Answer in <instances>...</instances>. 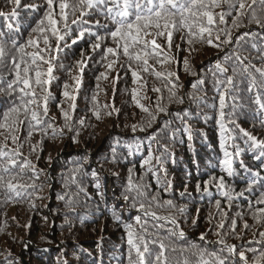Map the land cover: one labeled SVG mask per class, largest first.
Here are the masks:
<instances>
[{
  "label": "trees",
  "instance_id": "16d2710c",
  "mask_svg": "<svg viewBox=\"0 0 264 264\" xmlns=\"http://www.w3.org/2000/svg\"><path fill=\"white\" fill-rule=\"evenodd\" d=\"M21 2L22 4H37L40 6L39 10L33 12L31 9L21 8L18 15L10 20L0 17V33H3L9 41L15 39L18 43H25L30 38V34L31 37L38 36L36 33H31V27H34L36 20L43 16L47 6L45 0H21ZM11 8L12 5L8 4L7 0H0V11L10 13ZM54 10L58 19V3ZM215 11L219 12L220 9ZM72 18H69V22ZM86 19L93 22L97 19L103 21L99 13H94ZM227 21L231 25V16L227 17ZM8 23L13 25L11 33L6 27ZM72 28L74 31H70L65 37L68 44H71V41L76 39L78 35L77 26L73 25ZM245 31L260 33L262 30L252 24L248 28L239 29V32L234 31V35H239ZM99 34L103 36L105 33L103 30H99ZM256 39L259 42L260 38L257 37ZM90 42H95V37L86 34L71 48H66L60 52L59 59L54 61L53 75L55 79L48 86L54 97V100L49 104V117H55L54 126L56 128L64 124L60 115V108L57 107L64 99L61 95L64 91L63 85L68 83V90L76 95V110L72 113L73 118L75 121H79L81 117H85V124L90 125L80 129L79 143L72 142L71 137L75 134L74 132L64 129L62 137L52 138L51 129H48L49 135L43 137L42 150L38 147L36 151H32L31 146L41 141V134L34 132L29 141L26 139L28 135L26 125L18 131L20 143L23 145L21 148L23 155L18 158V164H22L25 158L30 160L36 166L39 179L35 181L36 189H21L19 197H16L14 193L0 190V264H24L23 260L27 264H62L64 260H67L69 264H127L128 245L123 225L130 223L134 228L139 229L140 226L135 221L137 215L141 216V223L147 221L150 231H156L152 227L155 223L163 225L164 227L159 229V234L161 238L166 237V229L171 228V224L167 221L157 222L153 221L151 217H144L142 212H137L136 209L131 208L130 203H126L122 198L117 199L127 184L128 169L131 167H134V183L140 182V177L144 176L143 183L148 185L146 191L149 199L158 193L161 204L164 200L171 199L176 209L187 206L188 214L185 218L173 209L152 205L153 210L158 215H168L169 212H172L177 217L179 226L186 235L185 240L176 241L178 246L186 247L189 243H194L207 248L209 251L219 252L223 245L215 243L218 237L213 233L219 230L216 225L223 219L225 227L222 231L229 232L231 221L235 218L237 220L236 232L242 236V239L228 235L224 237L227 243L236 245L238 250H245L249 261L253 259L254 254L247 251L248 249H255L257 255L264 251V240L259 236V233L264 231V222L257 223L252 215L256 208L264 207V205L255 203L260 193L264 191V180H261L252 192H246L244 197L234 200L231 208H229L227 200L219 195L214 186H209L208 193H204L202 190L201 192L196 191V183L199 181L203 188V181L209 179L211 175L217 177L224 175L226 182L237 191L246 187V182L242 177H249L250 174L240 168L239 161L241 159L253 171H259L261 177H264V166L261 165L260 161L253 159V151L245 143L246 138L242 137L238 130H235L234 126L230 124L227 127L234 129V134L237 137L234 143L243 150L241 156L237 157L234 163L237 176L228 178L226 174L220 172L218 166L222 152L219 146V127L216 124L219 97L213 86V71L217 60L223 61L225 55L231 54L234 45L216 48L206 43H196L194 45L195 50L189 54L187 51L177 50L176 45H181L183 49L189 48V45L181 40L180 33H175L170 54L176 56V60L163 66L154 60L149 61L158 71L167 70L178 73L179 82L183 85L180 88V95L193 91L191 84L197 79L202 80L203 83L199 85L197 94L204 99L198 106L187 99L184 104L169 103L168 91L165 88L166 81L157 79L154 75L140 71L141 79L134 84L127 64L123 68L120 67V64H124L126 59L122 54L120 63L113 70L107 72L108 78H101L97 81V76L106 71V62H100L103 53L100 50L93 52L89 46ZM157 42L163 45L164 51H168L166 36L159 38ZM51 43L54 48L55 40L52 39ZM108 46L115 47L111 37H108L102 44V47ZM40 47H44L42 40H40ZM7 48L9 57L0 62V76L4 77L0 87L6 85L13 78L8 75L11 71L9 60L11 55H16V53L10 42ZM243 48L242 56H247L255 67L264 66V63L257 58L258 53L251 47V40L244 44ZM32 51L34 49L31 47L25 49V52L30 53ZM81 51L85 52L87 63L81 77V86L77 91L72 77L80 74L75 62L81 59ZM52 55H56V53L53 52ZM185 57H188L193 70L198 74L197 76L185 72L183 65ZM248 60H245L244 63L247 64ZM224 66L227 68V75H231L233 61L225 63ZM42 67L46 70L47 65H42ZM135 67L136 65L133 64V68ZM117 76L119 79L114 93L113 80ZM217 78L223 79L224 77L217 74ZM257 80H260L258 74ZM144 81L147 82L146 86L141 89L140 85ZM98 84L99 88H97ZM236 84L237 90L232 94L236 95L239 92V102L243 105L238 110V123L242 128L257 136L258 139H264V126H261L264 122V112H258L259 106L254 103L257 93L264 100V89L254 88L248 92L247 79L241 83L240 77H237ZM153 87L160 88L161 92L152 91ZM134 88L138 91V98H141L140 103L151 106L153 110H155L157 96L163 97L161 103L167 105L170 113L181 112L183 114V111L187 109L189 115L185 119L193 128V140L188 141L180 119L176 118L175 115L169 116L163 113L159 114L157 121L147 131L133 132L131 125L146 122L148 119L147 115L132 100ZM93 95L96 96V104L101 110L100 120H97L90 110L93 106ZM145 95L148 97L147 99L142 98ZM13 100H15V95L10 99L6 94L0 93V119H2L3 112L11 106ZM226 103L229 107L225 111H231L232 100L226 97ZM214 104L215 108L213 107ZM105 105H114L120 111L119 113L114 112L111 116L105 115L110 110V108H105ZM63 106L68 108L67 104ZM206 116L208 117L207 120H205ZM165 121L168 122L167 129L163 127ZM75 127L79 128L80 126L76 124ZM157 131L160 142L168 145L169 153L164 157L163 169L156 165L153 160L152 170L149 171V165L143 167L141 165L148 155L149 141L147 137ZM173 131L176 132L174 139L172 138ZM2 140L3 137L0 136V141ZM8 145L9 148L16 147L10 140ZM129 145L132 146L131 153L129 152ZM137 145H139L138 150ZM156 147V144L153 143L154 152ZM113 149H115L119 163H108L105 160L106 157L108 160L111 159ZM229 150L234 151L231 148ZM85 157H87V163H85ZM100 161H104L103 167L100 166ZM76 162L83 166L82 172L77 173L75 184L70 179L66 183L65 177L71 176L69 170L75 167ZM211 165H215V167ZM93 168L97 169L99 173L102 191L105 194L103 202L101 197L96 195V189L93 186L95 180L90 174ZM14 172L19 173L20 168L16 167ZM113 172L118 175H112ZM32 177L31 169L25 168L23 175L18 177V182L31 184L33 182ZM157 177H159L161 184L166 180L172 182V186L167 192L164 191L163 187H157ZM256 179L259 180L260 178ZM77 184L85 188L87 195L80 193L78 197L75 196L78 192ZM185 185H187V192H185ZM182 193L184 194L182 195ZM9 196L12 197L11 200L8 199ZM58 196H65V200L58 199ZM69 197L76 200L74 211H70L66 207V201ZM216 199L221 200V209L227 213L226 218L217 214ZM144 202L147 203V200ZM249 202H251V209ZM32 204L35 205L34 208ZM113 207L117 215L121 216L120 223L115 222L112 218L110 209ZM237 213H242L243 219L237 217ZM193 219L197 220L195 227L192 223ZM245 221L249 225L247 229L244 228ZM201 233H206V241L199 240ZM249 241L252 242L249 243ZM153 251L154 253L159 251L158 247L153 246ZM166 255L169 259L179 260L182 258L179 251L175 253L168 251ZM184 255L189 254L184 253ZM224 255H227L226 251Z\"/></svg>",
  "mask_w": 264,
  "mask_h": 264
},
{
  "label": "snow or ice",
  "instance_id": "6c2138e0",
  "mask_svg": "<svg viewBox=\"0 0 264 264\" xmlns=\"http://www.w3.org/2000/svg\"><path fill=\"white\" fill-rule=\"evenodd\" d=\"M7 3L12 5L11 11L10 13L0 11V17L8 20L16 17L21 8L31 9L35 12L40 7L37 4H22L21 0H7ZM45 3L47 9L44 11L43 16L36 20L34 27H31V33L38 34L37 37H31L30 34V38L25 43H18L15 39L9 41L3 33H0V62L5 61L9 57L7 48L9 42L16 53V55H11L9 60L11 71L8 75L13 78L6 85L0 87V93L6 94L10 99L15 95V100L3 112L2 119H0V130H2L0 131V136L3 137V140L0 141V190L14 193L16 197H19L21 189L37 188L35 181L39 179V174L36 166L27 158L24 159L22 164H18V158L23 155L21 151L23 145L20 143L18 131L25 125L28 128L26 139L30 141L34 132H39L42 137L41 141L31 146L32 151H36L38 147L42 150L43 137L49 135L48 129H51L52 138L62 137L64 129L74 132L75 134L71 137L72 142L79 143L80 129L90 126L85 124V117H81L79 121L74 120L72 113L76 110L77 97L68 90V83L63 85L64 91H62L61 95L64 99L57 105L60 108V115L64 120V124L56 128L54 126L55 117H49V104L54 100V97L48 86L55 79L53 75L54 61L59 59L60 52L66 48H71L78 40H82L86 34L90 37H95V42H90L89 46L93 52L102 51L103 55L100 62H106V71L101 72L97 76V81L101 78H108L107 72L113 70L120 63L122 54L126 59L124 64H120V67L123 68L127 64L134 84L141 79L140 71L154 75L157 79L166 81L165 88L168 91L169 103L184 104L187 99L198 106L204 99V97L197 94L199 85L203 83L202 80L197 79L191 84L193 91L180 95V88L183 85L179 82L178 73L167 70L158 71L149 61L154 60L157 64L163 66L176 60V56L170 54L175 33L181 34V40L186 42L189 48L183 49L181 45H176L175 47L178 51H187L189 54L195 50L194 45L196 43H206L216 48L234 45L231 54L225 55L223 61L217 60L213 71V86L219 97L216 124L219 127V146L222 152V158H219L218 166L220 172L226 174L228 178L237 176L234 163L236 158L241 156L243 150L234 143L237 138L234 134V129L238 130L239 134L246 138L245 143L253 151V159L260 161L261 165L264 166V139H258L257 136L240 126L238 123V110L243 105L239 102V92L236 95L232 94L237 90V77L241 78V83H243L244 79H247L248 92H251L254 88L264 89V66L255 67L247 56L241 55V52L244 51L243 45L251 40V47L258 53L257 58L264 63V0H45ZM57 3L59 8L58 19L54 10ZM216 9H220V11L217 12L215 11ZM94 13H99L103 21L97 19L93 22L86 19V17ZM229 16H231V25L227 21ZM70 17L73 18L69 22ZM245 20H247V23H245ZM252 24L258 26L262 31L260 33L245 31L239 35H234V31L239 32V29L248 28ZM73 25H76L79 29L78 35L76 39L71 41V44H68L65 41V37L70 31H74ZM6 27L9 33L13 31L11 23H8ZM16 30L18 31V29ZM99 30H103L105 34L103 36L100 35ZM165 36L167 37L168 51H164L163 45L157 42L159 38ZM108 37H111L115 47H102L103 42ZM257 37L260 38L259 42L256 39ZM52 39L55 40L54 48L51 43ZM40 40L43 41L44 47H40ZM28 47L33 48L34 51L25 52ZM53 52L56 55H52ZM80 55L81 59L75 62L80 74L72 77L77 91L81 86V77L84 66L87 63L85 52L81 51ZM161 57L163 58L161 59ZM245 60H248L247 64L244 63ZM229 61H233L231 75H227V68L224 66ZM133 64L136 65L135 68H133ZM42 65H47L46 70ZM183 65L185 72L192 76L198 75L193 70L188 57L184 58ZM61 66L63 67V65ZM69 72H71V69H69ZM217 74L224 78H217ZM257 74L260 77L259 81L257 80ZM118 79L119 76L113 80L114 93ZM3 81L4 77L0 76V84H3ZM146 83L144 81L140 85L141 89L145 88ZM97 88H99V84ZM152 91L160 93L161 89L153 87ZM226 97L232 100V110L228 112L225 111L229 107L226 103ZM142 98L147 99L148 97L145 95ZM140 99L138 98L137 89L134 88L132 90V100L147 115L148 119L146 122L131 125L133 132L138 130L141 132L147 131L157 121L159 114L163 113L169 116L175 115L176 118L180 119L183 132L187 135L188 141L191 142L193 140V128L185 119L189 115L187 109L183 111V114L181 112L170 113L167 105L161 103L163 97L157 96L155 110H153L151 106H145L140 103ZM92 102L93 106L90 109L92 115L97 120H100L101 110L96 104L95 95L92 97ZM254 103L259 106L258 112H264V100H262L259 93H257ZM64 104H67L68 108H65ZM213 107L215 108V104ZM105 108H110L105 113L108 116L120 111L114 105H105ZM207 119L208 117L206 116L205 120ZM76 124L80 127L76 128ZM228 124L233 125L234 129H229L227 127ZM261 126H264V122H262ZM163 127L165 129L168 128L167 121H165ZM175 136L176 132L173 131L172 138L174 139ZM147 139L149 141L148 155L142 161L141 166L149 165L148 170L151 171L152 161L154 160L155 164L163 169L164 157L169 153L168 145L160 142L158 131L153 132ZM9 140L16 147L9 148ZM153 143L157 146L155 152L152 149ZM128 147L131 153L132 146L129 145ZM136 147L138 150L139 145ZM230 148L234 149V151H230ZM257 152L258 154H256ZM37 159H39V156H37ZM105 160L108 163H119L115 149H113L111 159L108 160L106 157ZM85 163H87V157H85ZM99 163L103 167L104 161ZM239 164L244 172L250 174L249 177H242L246 182V187L237 191L226 182L224 175L219 177L211 175L209 179L203 181V188L199 181L196 183V191L201 192L202 190L204 193H208L209 186H214L218 190L219 195L227 200L228 206L231 208L234 200L244 197L246 192H252L254 187L261 180H264L259 171H253L242 159ZM211 166L215 167V165ZM16 167L20 168L19 173L14 172ZM25 168H30L33 172V182L31 184L18 182V177L23 175ZM82 168L83 166L76 162L75 167L69 170L71 176L65 177L66 183L70 179L75 184L76 175L82 172ZM133 173L134 167L129 168L127 184L117 199L122 198L126 203H130L131 208L136 209L137 212H142L144 217H151L153 221L157 222L167 221L172 227L167 228V236L161 238L159 229L164 226L155 223L152 227L156 231H150L146 220L141 223L140 215L135 217L136 224L140 226L139 229L134 228L130 223H125L123 226L126 231L128 245L127 264H264V251L259 252L257 255L255 249H248L247 251H251L254 254L253 259L249 261L245 250H238L236 245L229 244L224 239L228 235H233L236 239H242V236L236 232L237 220L235 218L231 221L229 232L222 231L225 227L223 219L216 225L219 230L213 233L218 237L215 243L223 245L219 252L209 251L207 248L194 243H189L186 247L178 246L176 241L185 240L186 235L180 228L177 217L172 212H169L168 215H158L153 210L152 205L173 209L185 218H187L188 214L187 206L176 209L171 199L164 200L161 204L158 193L152 195L149 199L146 191L148 185L143 183L144 176L140 177V182L134 183ZM90 174L95 180L93 186L96 189V195L101 197L103 202L105 194L102 191L97 169L93 168ZM112 175L118 174L113 172ZM13 181L17 182L14 183ZM156 182L157 187H163L165 192L172 186V182L168 180L161 184L159 177H157ZM76 186L78 192L75 196L78 197L80 193L87 195L82 185L77 184ZM185 192H187V185H185ZM8 199L11 200L12 197L9 196ZM58 199L65 200V196H58ZM145 200H147V203L144 202ZM75 203L76 200L69 197L66 201V207L70 211H74ZM255 203L264 205V191L260 193ZM32 207L34 208L35 205L32 204ZM215 208L218 215L224 218L227 217V213L221 209L220 199L215 200ZM249 208L251 209V202H249ZM110 211L113 220L120 223L121 216L117 215L115 208L113 207ZM197 212H199V209H197ZM252 215L257 223L264 222V207L256 208ZM236 216L243 219L242 213H237ZM192 223L195 227L197 220L193 219ZM248 227L249 225L245 221L244 228L247 229ZM259 236L264 240V231H261ZM166 240L168 241L167 243L165 242ZM199 240L206 241V233H201ZM251 242L249 241V243ZM153 246L158 247L159 251L154 253ZM168 251L173 253L179 251L182 258L179 260L169 259L168 255H166ZM225 251L227 255H224ZM184 253L189 255H184ZM62 264H69V262L64 260Z\"/></svg>",
  "mask_w": 264,
  "mask_h": 264
},
{
  "label": "water",
  "instance_id": "95a60500",
  "mask_svg": "<svg viewBox=\"0 0 264 264\" xmlns=\"http://www.w3.org/2000/svg\"><path fill=\"white\" fill-rule=\"evenodd\" d=\"M23 262H24V264H27V262H26V261H24V260H23Z\"/></svg>",
  "mask_w": 264,
  "mask_h": 264
},
{
  "label": "rangeland",
  "instance_id": "374dc122",
  "mask_svg": "<svg viewBox=\"0 0 264 264\" xmlns=\"http://www.w3.org/2000/svg\"><path fill=\"white\" fill-rule=\"evenodd\" d=\"M104 128V127H103Z\"/></svg>",
  "mask_w": 264,
  "mask_h": 264
}]
</instances>
